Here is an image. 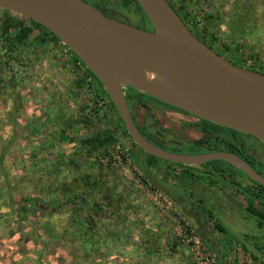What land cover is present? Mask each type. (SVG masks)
<instances>
[{
	"label": "rangeland",
	"instance_id": "1",
	"mask_svg": "<svg viewBox=\"0 0 264 264\" xmlns=\"http://www.w3.org/2000/svg\"><path fill=\"white\" fill-rule=\"evenodd\" d=\"M205 2L212 6H207ZM205 2L194 0L191 13L204 14L196 15V20L200 22L199 27L205 36L215 35L212 44V40L205 38L208 45L234 64L241 66L245 63L247 68L261 66L264 69V0ZM199 3L203 7L197 8ZM109 4L116 8V17L124 22L144 30L152 28L137 7L119 9L114 0H109ZM213 15L226 17L216 20ZM24 20L30 23L28 18ZM40 31L39 27H35L13 52L0 47V264H154V255L149 253L151 242L138 244L135 239L136 226L132 222L137 220V213L133 210L131 223L122 224V230V221L117 222L119 214H112L108 200V196L112 195L116 204L130 207L128 193L139 187L151 197L152 189L145 180L142 184L134 180L137 173L133 168L98 163L95 158L101 152L90 153L80 143L85 137L94 136L96 130L109 127L115 140L129 151L132 164L140 172L137 160L139 153L144 152L122 133L123 127L111 106L105 102L98 107L93 101V94H90L92 92L77 83L82 76L69 58L68 47L61 42L40 45L32 40ZM196 34L199 35L198 32ZM8 53L13 58L9 59ZM94 86L98 90L96 82ZM144 97L128 100L140 125L144 124V109L148 108L158 125L166 130L165 137L187 141L201 136V131L193 125L198 117ZM103 113H107V118H103ZM93 115L97 116L95 124L86 125V117ZM238 138L246 146L256 149L254 154L264 162V144L259 139L241 133H238ZM170 145H165V148L177 149V153L209 151L206 147L189 146L185 142L177 148ZM214 147L224 149L220 144ZM159 160L170 166L179 164L163 158ZM258 162L255 166L264 173ZM216 167L234 169L227 161L214 159L197 163V168L188 171L169 168L166 172L177 185L187 188V195H193L192 202L199 203V209L209 210L205 212V217L211 220L210 225L215 227L214 224H220L223 227V230L213 229L214 232L210 233H213L211 240H218V250H223L222 256L227 262L264 264V223L258 224L257 217L246 209L242 189L255 185L238 169L239 178L234 177L236 174L220 175ZM101 168L123 177L128 186L123 185L120 192H129L113 193L114 186L108 183L104 187L102 174L105 172L97 170ZM59 187L57 198L45 202L47 190ZM68 191L73 194L70 199L67 198ZM149 199L154 201L152 197ZM255 204L260 206L258 202ZM21 207L23 210L20 212ZM77 212L82 216L93 214L97 218L96 226H90L92 244L89 247L84 244L85 233L78 229L79 224L77 226L65 220L66 216ZM162 213L165 214L158 225L161 230L159 240L165 242L160 248L162 252H168L173 242L177 250L185 251L184 258L177 264H187L190 261L189 249L176 241L174 214L168 209ZM180 214L194 226L184 212L180 211ZM115 236L116 241H113ZM202 240L211 253L217 251ZM159 260L170 264L163 262L167 260L165 258Z\"/></svg>",
	"mask_w": 264,
	"mask_h": 264
},
{
	"label": "water",
	"instance_id": "2",
	"mask_svg": "<svg viewBox=\"0 0 264 264\" xmlns=\"http://www.w3.org/2000/svg\"><path fill=\"white\" fill-rule=\"evenodd\" d=\"M137 2L153 30L108 16L84 0H0V9L40 23L76 53L100 80L127 133L144 152L183 165L223 159L264 186V176L228 150L174 153L141 134L125 86L264 144V74L205 45L168 0Z\"/></svg>",
	"mask_w": 264,
	"mask_h": 264
},
{
	"label": "trees",
	"instance_id": "3",
	"mask_svg": "<svg viewBox=\"0 0 264 264\" xmlns=\"http://www.w3.org/2000/svg\"><path fill=\"white\" fill-rule=\"evenodd\" d=\"M84 1L89 2L90 4L94 5L100 11H102L104 14L111 16V17H114V18H117L115 15V12H114L116 10V8L109 4V0H84ZM114 1L117 4V7L119 9H121V8L126 9L129 7L135 6L139 9L140 12H142V14H144V12L142 11V8L139 5V3L137 2V0H114ZM0 11H1L0 12V47H4V48L6 47L5 48L6 51H8V50H9V52L15 51V49L18 47V45L20 43L25 42V40L27 39V37L30 36V34L35 29V27H39L41 29V31L38 32L37 35H35V37L32 39V40H34L35 43L42 45V44H49V42H53V44L60 42L58 37L56 35H54L53 32H51L49 29H47L45 26L41 25L40 23H37L31 19H28L30 21V23H27L24 20L25 19L24 16H19L17 14H14L11 11L5 10V9H0ZM189 20L193 21L194 24L197 23L196 17H190ZM194 28H196V31L199 34H203L202 28H197L196 26H194ZM214 36L215 35H211V37H210L211 40H214V38H215ZM225 48H227V47H225ZM69 51L73 53V56L76 59L81 60L76 53H74L70 49H69ZM7 55L9 56L8 57L9 59L13 58V55H11L9 53ZM5 64L8 65L7 63H5ZM82 64L84 65L83 61H82ZM241 66L246 67L245 63L242 64ZM8 67H10V66H8ZM1 68H2V66H1ZM248 68L261 71L264 74V69L261 66H259V67L248 66ZM85 70L93 78V80L97 83L98 95L106 96V98H107L106 102L114 110L120 124L123 127L122 133L124 135H126L127 137H129L130 140L132 141L130 135L126 131L127 129L123 123V120L119 116L115 106L112 104V102L110 100L111 98L109 97L108 93L104 89L102 83L91 71L88 70V68H86ZM79 79L80 80H78L77 83L80 84L81 86H83L84 80L82 79V77H80ZM124 91H125V94L127 97V102H128V100H130L131 97L136 98V99L140 98V97H142V99H143V98H145L144 96L150 97V96L142 93L141 91H139V90H137L131 86H126V90L124 89ZM150 98L156 100L157 102H159L162 105H166L168 107H171V109H174L176 111H179V112H182L185 114H190L186 111H183V110H180L176 107H173L170 104L164 103V102H162V101H160L154 97H150ZM128 104H129V102H128ZM144 112H145V118H144V124L143 125H140L136 121L133 113H132V116H133L136 124L138 125L141 134L148 141H150V142H152V143H154V144H156V145H158L164 149H166L165 145L172 144L170 146L177 148L179 145H181L182 143L185 142V143H188L189 146L206 147L209 149V151L217 150V149H215L216 147H214V145L220 144V145H223V148H224L221 150H228L232 153H235V154L241 156L243 159L250 162V164L254 168H256L258 170V172H260L261 175L264 176V173L259 168H257L255 166V163L257 161H260V162H258V165L260 167L262 166V168H264V165H263L264 162H262L260 159H258V156L256 154H254V151H257V150L246 146L238 138V133L245 134L248 136H252V135H249V134H246L244 132L237 131V130H233L230 127H223V126H220L218 124L212 123L208 120L201 119L200 117H198V121L194 122L193 125L195 128H197L198 130L201 131V136L199 138H196V139L181 141V139H177V138H173V137H170V138L165 137V131L166 130L163 127H161L160 125H158L157 121L154 119V116L151 114L149 109L145 108ZM107 116H108L107 113H103L104 119L107 118ZM87 119H88V121H86L85 124L88 126H91V125L95 124L94 121L97 120V116L96 115H93L90 117L88 116V117H86V120ZM98 119H100V118L98 117ZM115 141L116 140L112 134L111 129L109 127H106V128H101L100 130H96L94 136L85 137L83 140H81L80 144L82 147H87V149H89L90 153H95L98 150H99V152L102 153L106 150V147L108 146V144H111L112 142H115ZM133 144H135V143L133 142ZM135 145H137V144H135ZM168 150H170V149H168ZM218 150H220V149H218ZM142 152H144V151H142ZM170 152L177 153V149L170 150ZM144 153H146V152H144ZM148 156L154 160H159L158 157L153 156L151 154H148ZM231 166H233V165H231ZM233 167H234V169H232L230 167L226 168V169H223L221 167H216L215 170L217 172H221L223 174L226 173V174H230V175H233L235 173L237 174V173L241 172L245 176H247L243 171H241L237 167H235V166H233ZM236 169H238L239 172ZM246 178H248L256 187L255 188V187H251V186H246V187L242 188L243 193L245 194L244 197L246 198L245 200L247 203L246 209L251 214H253L254 216L257 217L258 224L264 223V186L259 185V183L251 180L248 176ZM90 179H91V176H90ZM93 182H94V180H93ZM60 187L55 189V190L54 189L53 190H47L45 202L48 203V201H50L51 199L57 198V196H58L57 192L60 191ZM68 193L69 194L67 195V198L70 199L71 198L70 196H73V194L71 193V191H68ZM70 194H72V195H70ZM256 202H258L260 206L257 207L255 204ZM68 203H70V200ZM23 207L20 208V212L23 210ZM66 219L70 224L73 223L74 225L76 224L77 226L79 224L78 229H80V231H83L85 233L84 244H85V246L89 247L92 244V242H91L92 240L90 239V236H89V234L92 232L90 230V228H91L90 226H93V227L96 226V220H97L96 216H94L93 214H87L85 216H82V213L77 212V213H74L70 216H66L65 220ZM216 226L220 230H223V227L221 225L216 224ZM81 234H83V233L81 232ZM124 240H127V239H124ZM113 241H116V236H115V240H113ZM120 242H122V241H120Z\"/></svg>",
	"mask_w": 264,
	"mask_h": 264
},
{
	"label": "crops",
	"instance_id": "4",
	"mask_svg": "<svg viewBox=\"0 0 264 264\" xmlns=\"http://www.w3.org/2000/svg\"><path fill=\"white\" fill-rule=\"evenodd\" d=\"M137 161L141 173L144 175L145 179L148 182L152 183L157 189L160 190L161 193H163L169 198L173 206V209H175L179 213L180 211L184 212L190 219H192V223L197 228L198 233L204 239L205 243L209 245V247H211L213 250H217L215 252L216 254L215 253L214 254L216 256V260L218 264H223V262L226 264L232 263V262L230 263L227 262L228 260L226 259V257L222 256L224 254V252H222L223 250L222 251L218 250V247H220L218 240L216 238H215L216 240H211L212 239L211 234L213 233L210 232L213 231V229L216 230L219 228L216 226V224H214L215 227L213 225H210L211 220L205 217V212H209V210L206 211V209L203 210L199 209L198 206H200V204L192 202L193 195L191 194L187 195L188 194L186 190L187 188L185 186L180 187L179 185H177V183L175 182L174 178L170 175V173L166 172L167 169L169 168L178 169V171L180 172L188 171V169L197 168V164H192V165L173 164L172 166H170L165 161L154 160L145 153L144 154L139 153ZM97 170L100 172H105L103 174L101 173L103 177L102 181L105 180V184H106L104 187H107V183L109 186H114V188H112L113 193L120 192L121 187H123V185L128 186L127 185L128 183H126L127 181L122 180L123 177L110 174L111 171H107L108 169L105 170L101 168ZM218 173L221 175V172ZM234 177L239 178L240 176L239 174H236L234 175ZM185 182H187V179H185ZM193 187L194 186H191V188ZM125 191L129 192L127 190H124L121 191L120 193L122 194ZM127 195L129 196L128 200L130 201V205H131L130 207L129 206L127 207L126 204H122V203L116 204L114 202V199H112L113 198L112 195L108 196L109 203L111 205V208L113 209L112 214L114 213L119 214V217H117L119 218V221L117 222L121 223L122 221L121 226L122 224H125V222L127 221L131 223L129 220L132 219L131 215L135 211V213H137L138 215V218L140 219L138 221L137 218V220H135L134 223L132 222V224H135L136 226V230L134 233L136 236L135 239L138 242V244L147 241L151 242L150 246L152 247L149 250V253L154 255V264H163L162 261L159 260L161 258L167 259V260H163V262L167 261L170 264H177L180 259L184 258L183 256L185 253L184 250L181 252L177 250L173 246V242L170 243L171 249L168 252L165 251L164 253L160 248V245H162V243L165 242L162 239L159 240V234H161V230L158 228L159 222H162L161 219L165 214L162 213L163 209L159 205H157L155 201H149L150 200L149 198L151 197H149L146 191L142 188L137 187L135 188V190H132ZM193 219H195L196 221H194ZM122 230H124L123 226H122ZM215 236H218V234ZM187 251L188 250L186 249V253ZM228 259L230 258L228 257Z\"/></svg>",
	"mask_w": 264,
	"mask_h": 264
},
{
	"label": "built area",
	"instance_id": "5",
	"mask_svg": "<svg viewBox=\"0 0 264 264\" xmlns=\"http://www.w3.org/2000/svg\"><path fill=\"white\" fill-rule=\"evenodd\" d=\"M190 25L200 28V22L193 23L191 21ZM69 58L74 61V65L78 68L81 73L82 79L84 80V85L93 94L92 98L94 103L99 107L106 102V96L98 95V90H96L93 78L86 72V67L82 64V61L76 59L73 53H69ZM98 163H110L116 166H120L123 169L133 168L137 176L135 181L142 184L145 180L146 185L152 190L151 197L157 205H159L165 211L168 209L174 214L175 223V237L176 241L182 245H186L189 249L190 261L187 264H217L215 255L208 250L204 245L202 238L198 234L196 228L178 211L173 209V206L169 198L160 192L152 183L148 182L144 175L135 168L132 164V157L129 151L119 142L115 141L109 144L106 150L101 153L97 158H95ZM167 212V211H166Z\"/></svg>",
	"mask_w": 264,
	"mask_h": 264
},
{
	"label": "flooded vegetation",
	"instance_id": "6",
	"mask_svg": "<svg viewBox=\"0 0 264 264\" xmlns=\"http://www.w3.org/2000/svg\"><path fill=\"white\" fill-rule=\"evenodd\" d=\"M193 1L194 0H168V2L171 4V6L174 8V12L180 17V19L183 21V23L199 38V39H201L202 41H203V43L205 44V45H207L208 47H210V48H212L210 45H208V43H207V40L205 39V38H208V39H210L211 40V38L210 37H207V36H205L204 34H199L200 36H202V37H200L199 35H197L196 34V29L194 28V26L192 27V25H190V23H191V21L189 20L190 19V17H196V15H198V16H203L204 14H192L191 13V11H192V3H193ZM204 2H205V0H203ZM205 4L207 5V6H212V4L211 5H208L209 3H207V2H205ZM201 7H203V5H202V3H199L198 5H197V8H201ZM209 8V7H208ZM217 14V13H216ZM211 16V15H210ZM214 17H215V19L216 20H220V18L223 16L224 18L226 17V15H213ZM118 18V17H117ZM116 18V19H117ZM211 18V17H210ZM119 20H121V21H124L123 19H120V18H118ZM227 20H228V18H227ZM226 20V21H227ZM223 25H225V22L223 23ZM149 30H153V28H151V29H149ZM209 40V41H210ZM210 43L212 44L213 43V40L212 41H210ZM222 55V54H221ZM197 117V116H196ZM200 134H201V132H200ZM221 150V149H220ZM256 169V168H255ZM257 170V169H256ZM258 171V170H257ZM236 174V173H235ZM237 174H239V175H241L240 173H237Z\"/></svg>",
	"mask_w": 264,
	"mask_h": 264
}]
</instances>
